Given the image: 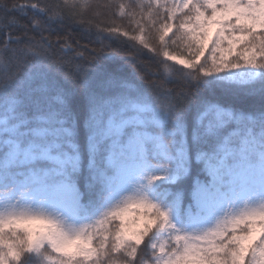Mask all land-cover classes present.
Masks as SVG:
<instances>
[{"label":"snow or ice","instance_id":"1","mask_svg":"<svg viewBox=\"0 0 264 264\" xmlns=\"http://www.w3.org/2000/svg\"><path fill=\"white\" fill-rule=\"evenodd\" d=\"M0 33V264H264V0L0 2Z\"/></svg>","mask_w":264,"mask_h":264},{"label":"trees","instance_id":"2","mask_svg":"<svg viewBox=\"0 0 264 264\" xmlns=\"http://www.w3.org/2000/svg\"><path fill=\"white\" fill-rule=\"evenodd\" d=\"M0 2H2V3H8V4H11V3H24L25 0H0ZM31 2L35 3L36 0H31ZM100 2H104V0H100ZM120 2H123V3L127 4L129 2V0H120ZM117 23H120V21H117ZM125 23H126V21H125ZM74 32H75V30H74ZM77 36H78V34H77ZM2 38H3V34L0 33V39H2ZM80 42L82 44L89 43L87 39H82ZM89 46L90 47H95V46H98V45L90 44ZM116 47H117L116 44H112V48L113 49L116 48ZM141 60H142V62L145 65H149L150 64V61H149V57L148 56L142 57ZM110 66H111V68L113 70H119L125 76H132L135 73H139L141 76H143V75L146 74L145 72L141 71L140 69H135V72H134L133 67L130 66L127 61H115V62H112ZM151 67L154 69L155 68V65L154 64H151ZM151 79H152V77H148L146 80L142 81L141 83L146 86L147 83ZM169 87H173V86L172 85H169Z\"/></svg>","mask_w":264,"mask_h":264}]
</instances>
